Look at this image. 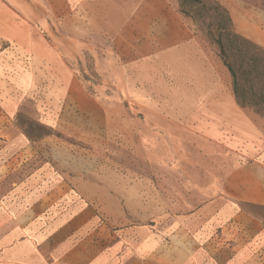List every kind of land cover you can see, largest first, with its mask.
Instances as JSON below:
<instances>
[{"label":"crops","instance_id":"obj_1","mask_svg":"<svg viewBox=\"0 0 264 264\" xmlns=\"http://www.w3.org/2000/svg\"><path fill=\"white\" fill-rule=\"evenodd\" d=\"M169 2L0 0V58L21 62L16 66L20 84L28 93L35 88L44 93L52 107L86 119L104 116L101 101L88 93L66 62V53L88 50L98 57L104 52L106 57L98 61L121 83L122 67L107 42L126 35L138 40L128 48L137 54L133 70L149 83L183 86L190 102L184 108L169 104L170 110H150V123L141 131L148 136L139 138L150 150L149 185L138 178L132 186L137 197L147 191L149 201L135 206L137 221L117 204L118 195L124 194L119 185L124 174L115 180L116 195L104 187V173L76 174L73 185L61 187L46 168L19 172L17 163L22 167L30 157L35 160L39 143L6 124L0 135V264H264L261 218L235 202L222 203L216 184L193 188L191 194L179 184L194 186L203 180L205 161L200 156L201 168L188 176L174 151L183 142L174 134L193 133L212 145L226 137L241 158L228 170L226 194L236 202L264 206V135L239 106L233 87L222 91L219 63L189 37ZM61 4L68 7L67 18L61 16ZM62 19L70 21L68 33L56 46L47 38L49 22L60 30ZM99 43L108 52L98 49ZM158 65L163 71L157 74ZM3 77L0 100L6 99L1 85L13 79L5 73ZM161 150L163 157L158 155Z\"/></svg>","mask_w":264,"mask_h":264},{"label":"rangeland","instance_id":"obj_2","mask_svg":"<svg viewBox=\"0 0 264 264\" xmlns=\"http://www.w3.org/2000/svg\"><path fill=\"white\" fill-rule=\"evenodd\" d=\"M170 1L172 12L180 15L182 28L189 30V37L195 38L213 60L219 63L222 91H232L233 80L223 64L216 42L220 35L221 17L214 8L215 3L228 10L233 21L230 29L264 48V0H200V3L193 4H182L181 0ZM60 11L62 17H68V7L65 4H61ZM69 23L70 21L62 19L59 30L53 22H49L47 38L51 44L60 46L58 40H64L61 35L68 33ZM137 42L138 40H133L128 35L117 42L115 38H109L107 42L111 51L109 53L117 58L122 67L120 74L124 81L121 83L114 78L113 70L104 69L98 61L99 57H106L103 51H107V48L103 44L98 45V49L104 48L98 57L96 53L88 50L66 53V62L75 71L88 93L100 100L104 106V116L97 113L93 119L70 114L64 107H52L45 94L36 88L28 93L19 82L18 73L21 69L19 67L17 69L16 66L21 62L15 65L0 58V78L3 81L4 73L13 78L10 79V84L1 85L2 92L6 93V99L0 100V135L2 128L9 124L24 132L32 141L39 143V153L35 154V160L30 157L22 167L21 163H17L18 171L23 173L46 168L48 172L55 174V183L59 180L61 187L73 185L71 177L76 174L104 173V187H108L109 191L116 195L115 180L124 174L125 180L119 181L121 189L124 188V194H119L116 200L132 221L139 220L135 206H138L140 201L144 203L149 201L147 191L143 198H140L133 195L132 186L134 180L138 178L145 179L146 188L149 185L150 150L147 141L144 146L140 145L139 138L144 137L145 140V136H148L147 132L141 131L143 126L147 127L150 123V110L165 106L170 110L172 107L169 104H182V108L190 104L184 96L186 90H181L183 86L149 83L147 78L133 70L132 64L134 59H137L135 58L137 54L128 52V48ZM225 43L229 53L237 55L232 57L231 61L239 66L241 57L236 48H232L226 37ZM160 66L157 74L163 71ZM184 88L187 89V86ZM192 88L188 86V89ZM259 88L260 85L257 83L258 92L255 95L251 93L250 107H242L240 104L239 106L255 119L264 135V91H260ZM161 98L168 100H160ZM50 106L51 110L48 109ZM97 124L100 125V129L92 130V125ZM135 126H142L141 130L133 132ZM122 128L125 130L122 131ZM174 136L183 142V146L174 151L178 159L183 161V170L188 176L196 173V168H201L200 156H203L205 161L203 180L196 181L194 186L191 182H179L183 190L191 194L193 188L212 189L216 184L214 188L220 189L222 203L235 202L245 212L264 221V206L236 202L224 190L228 170L235 162L241 160L227 145L226 137L218 144L212 145L207 140L200 141L193 133L176 132ZM184 143L188 145L189 150H186ZM159 153L158 155L163 157L165 150ZM28 155L32 156L30 152ZM175 163L176 161L171 165L175 167ZM159 183L164 186L163 182ZM207 199L208 197L204 201Z\"/></svg>","mask_w":264,"mask_h":264},{"label":"trees","instance_id":"obj_3","mask_svg":"<svg viewBox=\"0 0 264 264\" xmlns=\"http://www.w3.org/2000/svg\"><path fill=\"white\" fill-rule=\"evenodd\" d=\"M181 2L182 4H193L200 3V0H181ZM214 8L221 17L220 35L216 40L220 57L232 77L233 91L238 104L242 107H250L252 103L251 93L255 95L258 92L257 83L260 85V91H264V48L230 29L233 21L224 6L216 2ZM183 12L191 16L188 12ZM225 37L232 48H236L241 57L239 66L231 61L232 57L237 55L229 53Z\"/></svg>","mask_w":264,"mask_h":264}]
</instances>
